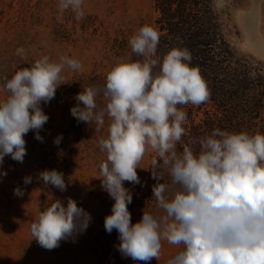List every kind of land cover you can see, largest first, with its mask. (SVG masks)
Here are the masks:
<instances>
[{"label": "clouds", "instance_id": "9594fccd", "mask_svg": "<svg viewBox=\"0 0 264 264\" xmlns=\"http://www.w3.org/2000/svg\"><path fill=\"white\" fill-rule=\"evenodd\" d=\"M56 8L58 18L65 12L76 21L85 17L84 0H57ZM159 42L155 27L142 26L128 41L138 59L121 57L106 83L84 88L70 109L78 123H95L96 132L108 118L107 136L97 141L105 154L99 165L101 189L114 201L104 218L105 231L116 230L118 251L136 264L158 261L163 241L180 248L165 264H264V134L214 128L185 143L188 115L183 108L207 103L210 91L199 67L190 66L189 49L172 48L161 56ZM25 53L24 47L16 49L19 57ZM81 68L75 57L61 55L54 61L41 55L31 67L0 81V165L6 156L23 163L30 131L43 141L40 131L49 116L41 105L49 104L66 84V69ZM99 96L106 101L104 107L97 103ZM193 144H199L198 152ZM149 151L154 153L152 193L161 211L144 209L141 220L132 223L128 205L133 196L124 184H141L137 169ZM22 179L27 185L33 178ZM37 180L60 192L68 187L64 174L55 169L40 172ZM14 194L22 197L24 192L16 188ZM91 220L71 197L66 204L52 198L30 224L29 234L40 247L53 250L86 231Z\"/></svg>", "mask_w": 264, "mask_h": 264}, {"label": "rangeland", "instance_id": "374dc122", "mask_svg": "<svg viewBox=\"0 0 264 264\" xmlns=\"http://www.w3.org/2000/svg\"><path fill=\"white\" fill-rule=\"evenodd\" d=\"M57 0H0V81L9 79L24 67H31L41 55H48L54 61L59 56L75 57L82 63L81 70H65L64 85L55 98L47 105H41L49 116L40 131L43 141L35 139L30 131L26 136L27 155L23 163L13 161L9 156L0 165V264H123L124 259L118 249V239L114 236L107 241L100 236L102 222L111 214L114 201L101 189L99 165L105 154L99 150L98 139L107 136L108 118L105 127L96 132L95 123L78 125L66 111L71 101H66L63 86H69L74 78L95 73L103 77L115 66L121 57L130 59L128 41L144 25L158 30L156 20L159 13L153 0H84L85 17L76 21L71 12L58 18ZM212 5L219 19L225 47L229 50V63L234 67H245L249 71L262 68L264 77V57H260L246 47L247 37L254 41L259 38L264 46V0H213ZM254 19L256 31L247 30ZM55 27H63L68 33L66 39H56ZM83 27H87L83 29ZM97 32H93V28ZM250 27V26H249ZM159 31V30H158ZM114 40L125 42V50L113 49ZM24 47V57L16 55V49ZM4 95L0 92V99ZM66 102V103H65ZM106 105V102L104 103ZM204 110L214 111L208 102ZM203 118V112L200 114ZM240 114L234 124L248 127V118ZM83 122H80L82 124ZM264 129V107L255 121ZM61 136L59 144L55 139ZM154 153L149 151L141 160L137 173H144ZM62 172L68 184L65 192L52 186H44L37 176L44 170ZM31 176L32 183L25 185L23 177ZM136 203L132 208V223L139 222L143 210L160 213L157 205L153 208L139 207L142 195L138 185L125 182ZM23 190L22 197L14 194V189ZM68 197L77 201L90 213L89 227L53 250H46L29 234L30 224L39 212L52 202V198L65 202ZM160 259L149 264H165L167 259L180 250L179 247L162 242ZM117 255V257H115ZM136 264V262L134 263Z\"/></svg>", "mask_w": 264, "mask_h": 264}, {"label": "trees", "instance_id": "16d2710c", "mask_svg": "<svg viewBox=\"0 0 264 264\" xmlns=\"http://www.w3.org/2000/svg\"><path fill=\"white\" fill-rule=\"evenodd\" d=\"M155 10L159 13L156 25L160 33V42L158 45V54H166L172 48H187L192 55L190 66H198L200 74L205 80L210 91L209 103L212 109L204 110L207 103L199 107L191 104L184 106L183 110L187 112L188 119L184 125L188 130V136L184 137L185 143L189 139L196 140L211 133L214 128L227 130L232 133L247 132L249 134L257 133L258 125L255 121L259 118L260 112L264 107V77L262 68L254 69L252 72L247 68L234 67L229 63V50L225 47L222 37L219 19L214 11L213 0H153ZM87 27H83L86 29ZM93 28L96 33L97 29ZM54 36L56 39L68 38V33L63 27H55ZM114 48L125 50V42L114 40ZM130 59H138L132 52ZM106 77L91 73L74 78L69 86H63L58 91H63L71 101L70 105H76L75 96L91 85H104ZM59 96V94H56ZM106 101L102 96L97 98L100 107H104ZM66 103V102H65ZM71 107H66L70 113ZM203 112V118L200 114ZM240 114L248 118V127L244 124H234L239 119ZM73 122L78 125L77 120L72 116ZM259 132L264 134V129ZM195 152L199 151V144L192 145ZM178 149L182 150L178 145ZM151 161L147 166L144 177L140 179L138 192L142 195V201L137 205H145L153 208L157 205L152 193V186L156 183L151 178ZM169 177L165 173V180ZM136 203V198L128 205L132 214V208ZM102 231L100 236L107 241L114 236L118 239V233L113 230L108 234L102 222ZM120 241L118 239V245ZM118 251V249H117ZM117 257V255H115ZM123 264H134L131 258L120 259Z\"/></svg>", "mask_w": 264, "mask_h": 264}, {"label": "bare ground", "instance_id": "6f19581e", "mask_svg": "<svg viewBox=\"0 0 264 264\" xmlns=\"http://www.w3.org/2000/svg\"><path fill=\"white\" fill-rule=\"evenodd\" d=\"M250 26V27H249ZM245 31L249 32V30H253L254 32L257 30L255 27L254 19L250 21L248 27L244 28ZM246 47L248 50L252 51L254 54L264 57V46L261 44L259 38H256L255 42L250 40V36L247 37V44Z\"/></svg>", "mask_w": 264, "mask_h": 264}]
</instances>
